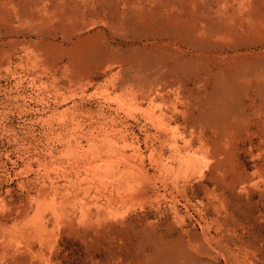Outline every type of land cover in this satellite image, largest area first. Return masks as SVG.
I'll return each instance as SVG.
<instances>
[{"label":"rangeland","instance_id":"obj_1","mask_svg":"<svg viewBox=\"0 0 264 264\" xmlns=\"http://www.w3.org/2000/svg\"><path fill=\"white\" fill-rule=\"evenodd\" d=\"M263 96L264 0H0V264H264Z\"/></svg>","mask_w":264,"mask_h":264},{"label":"bare ground","instance_id":"obj_2","mask_svg":"<svg viewBox=\"0 0 264 264\" xmlns=\"http://www.w3.org/2000/svg\"><path fill=\"white\" fill-rule=\"evenodd\" d=\"M96 48V47H95ZM241 57V62H240V66H245V67H251V66H253V65H255V63L252 61V62H249V61H247L246 60V58H244V56L242 57V56H240ZM194 61V58L193 57H190V58H188L187 60H186V62H188V63H192ZM257 65V64H256ZM254 67H256V66H254ZM259 106L260 107H262L263 108V110H259L258 112L259 113H263L264 112V96L263 97H261L260 98V101H259ZM239 118H240V116H238ZM211 118L213 119V120H223L224 119V116H223V114L221 113V112H218V111H216V112H213V113H211ZM224 129V128H223ZM260 169H263V167L262 166H260L259 167ZM221 249V248H220ZM221 255H224V252L221 250ZM29 258V257H28ZM32 258V257H31ZM16 260V259H15ZM29 260V259H28ZM33 260V259H32ZM31 261V260H30Z\"/></svg>","mask_w":264,"mask_h":264}]
</instances>
